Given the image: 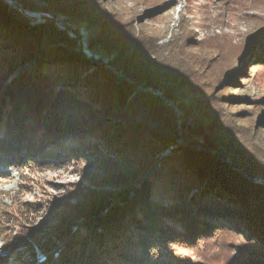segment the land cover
Returning a JSON list of instances; mask_svg holds the SVG:
<instances>
[{"label":"trees","instance_id":"trees-1","mask_svg":"<svg viewBox=\"0 0 264 264\" xmlns=\"http://www.w3.org/2000/svg\"><path fill=\"white\" fill-rule=\"evenodd\" d=\"M12 1L65 23L84 22L81 0ZM95 25L105 33L77 45L73 36H81L79 30L69 31L46 17H25L0 0V161L23 173L65 164L86 166L96 154L103 169L86 186H54L64 194L60 205L51 207L55 202L41 197L2 206L1 249L15 254L16 264H198L192 254L209 251L224 233H235L245 240L239 260L224 264H250L249 248L264 247V186L247 183L224 162L205 132L221 131L216 118L206 127L183 122L187 149L180 152L172 144L178 137L175 128L167 139L149 132L144 123L128 120L127 97L135 83L180 108L171 95L174 90L196 91L186 70L198 61H185V44L165 60L149 48L157 39L144 46L141 32L130 28L131 36L123 42L112 24ZM253 42L244 44L237 64L244 62ZM91 66L96 68L90 72ZM6 73L13 75L5 79ZM193 107L207 113L203 101L194 100ZM193 135L203 137L204 144ZM227 141L233 166L264 177L262 164ZM207 149L218 154L209 155ZM218 169L226 172L220 181L210 172ZM223 208L234 209L224 214L230 221L211 223L212 212ZM238 221L246 222L244 230ZM37 253L44 261L37 260Z\"/></svg>","mask_w":264,"mask_h":264},{"label":"rangeland","instance_id":"rangeland-1","mask_svg":"<svg viewBox=\"0 0 264 264\" xmlns=\"http://www.w3.org/2000/svg\"><path fill=\"white\" fill-rule=\"evenodd\" d=\"M81 1L83 3L81 19L84 21L82 24L62 21L63 25L59 22L60 18L50 17L49 14L34 18L46 17L69 31L79 30L81 36H73L77 45H85L89 38H93L98 33L100 36L105 33L96 27L97 22L112 24L113 28L117 29L115 34L123 42L131 36L130 28H134L141 32V42L144 46H150L148 40L157 39L154 47L149 48L161 53L165 60L177 55L173 52L174 48L183 47L182 45L185 44L187 46L183 49L186 54L185 61L193 58V62L199 63L196 67L190 66L186 70L191 82L196 85L193 88L196 91L174 90L171 95L180 104L177 113L156 96L162 103L158 104L154 98L155 94L145 91L144 89L148 88L135 83L134 91L127 97L131 108V113H128L130 122L144 123L152 134L172 139V131L174 128L177 131L180 118L181 124L186 122L191 127H194L193 123L206 127L204 124L216 118L215 125L221 131L211 133L205 129V132L209 139L218 145L221 153L228 155L230 157L228 159L232 160L233 156L225 148L229 140L237 148L245 149L264 167V39L246 61L241 64L236 63L244 44L264 34V0ZM8 6L18 12L21 9L13 2ZM96 50L99 51L98 48ZM259 63L263 66L257 67ZM94 64L97 68L91 66L88 71L91 72L94 68L100 69L99 64ZM3 75L5 79H8L13 73ZM118 75L123 78L120 71ZM197 99L203 101L206 114L197 107H193V102ZM108 122L115 123L113 119H109ZM180 131L182 132L181 128ZM192 137L196 138L200 144H204L203 137L194 135ZM172 144L173 146L177 144L179 152L181 149H187V146L178 139ZM206 152L214 155L211 153L212 150ZM103 156L107 157L104 151ZM99 157L96 154L91 156V161L86 166L79 164L74 167L65 164L51 168H35L34 172L31 168L23 173L0 161V209L2 206L11 207L14 203L37 202L41 197L44 201H54L53 205L50 203L51 207L60 205L64 194L62 191L58 192L54 186L61 188L70 184L86 186L88 179H97L103 174ZM228 159L226 158L227 161ZM10 160L14 161V159ZM224 162L231 165L232 170L242 176L247 183L264 186L262 175L249 176L243 172L242 168L233 166L232 162ZM211 170L212 177L216 179L219 177V181L222 180L220 175L226 174L223 170ZM249 196L254 200L253 204H256L257 200L250 193ZM251 200L247 199V201ZM223 206L226 207V205ZM227 208L213 214L209 221L211 223H221L225 219L230 221L231 218L224 214L234 209ZM3 210L7 212L10 209ZM47 212L45 210L43 213ZM10 225L9 223L8 226ZM237 226L244 230L247 224L244 221H238ZM17 229L12 230V237H15ZM5 230L7 229H3V233ZM219 241L221 242H215L213 248L207 252L192 254L191 259L198 264H224L231 258L239 260L240 248L245 243L242 236L224 233L219 237ZM2 242L0 239V264H16L15 254L9 255V251L1 249ZM253 246L249 248L252 254L246 257V262L263 263L264 247L258 244ZM36 257L37 260L44 261L40 254L37 253Z\"/></svg>","mask_w":264,"mask_h":264},{"label":"water","instance_id":"water-1","mask_svg":"<svg viewBox=\"0 0 264 264\" xmlns=\"http://www.w3.org/2000/svg\"><path fill=\"white\" fill-rule=\"evenodd\" d=\"M7 5H12V2L15 4L16 3V5H18L19 6V4L17 3V2H14V1H12V0H3ZM23 16H25V17H35V16H41V15H46V14H48V13H41V12H29V11H25V10H23V9H20V11H19ZM49 16L50 17H52V15L51 14H49ZM59 21V20H58ZM61 24H63L64 25V23H62V20L61 21H59ZM263 39H264V34L263 35H261L258 39H255L254 40V42L253 43H251V44H249L248 46H247V50H246V53H245V55H244V57H243V60L242 61H246L250 56H251V54L255 51V49L260 45V43L263 41ZM145 91H148V92H152L153 94H155L156 96H158V97H160L161 99H162V101L163 102H165V103H167L169 106H171L172 107V109H173V111L175 112V113H177L178 112V106L175 104V103H173V102H171V101H169V100H166V99H164L162 96H161V94L158 92V91H154V90H151V89H144ZM180 124H181V118L178 120V124H177V134H179V136L177 137V139L179 140V141H181L182 143H183V145H185V146H187V143L185 142V140L183 139V136H181V134H182V132L180 131ZM202 140V139H201ZM200 143V142H199ZM197 149H200V150H205L204 148H197ZM207 150H212V152L211 153H213L214 155H216V154H218L217 153V151L216 150H214V149H207ZM206 150V151H207ZM224 157H225V159H224ZM228 155L226 156V155H223L222 154V159L224 160V161H226V162H230L231 163V161L228 159ZM226 158L228 159V161L226 160ZM230 158V157H229ZM212 213H214V214H216V213H219V212H216V211H213Z\"/></svg>","mask_w":264,"mask_h":264}]
</instances>
